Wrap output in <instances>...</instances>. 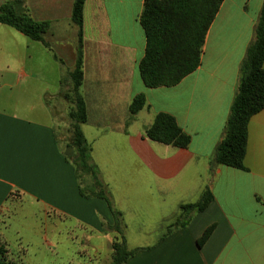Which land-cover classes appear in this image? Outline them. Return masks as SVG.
I'll use <instances>...</instances> for the list:
<instances>
[{
	"label": "crops",
	"instance_id": "crops-1",
	"mask_svg": "<svg viewBox=\"0 0 264 264\" xmlns=\"http://www.w3.org/2000/svg\"><path fill=\"white\" fill-rule=\"evenodd\" d=\"M263 1L223 0L200 67L174 87L151 89L139 72L145 0H86L81 91L88 121L82 131L112 207L122 215L127 245L138 250L125 264H264V109L249 122L246 171L212 167ZM10 2L50 29L46 47L0 24V244L11 259L6 232L15 195L46 218L84 230L97 258L101 243L112 250L114 216L106 200L80 194L88 182L76 175L59 121L71 109L66 95L78 43L75 0H0V6ZM138 95L146 106L132 115ZM161 113L190 136L187 148L147 137ZM207 189L214 196L209 206L166 235L181 207L197 203Z\"/></svg>",
	"mask_w": 264,
	"mask_h": 264
},
{
	"label": "trees",
	"instance_id": "trees-1",
	"mask_svg": "<svg viewBox=\"0 0 264 264\" xmlns=\"http://www.w3.org/2000/svg\"><path fill=\"white\" fill-rule=\"evenodd\" d=\"M223 0H145L140 23L145 32V56L139 65L144 84L151 89L174 87L194 73L201 65L203 47ZM86 0H75L72 21L78 28L76 62L70 72L72 87L66 95L71 104L72 137L68 145L78 179L87 183L80 187L83 197H97L107 201L114 216V238L111 264H125L138 250H130L125 235L122 215L112 207L109 192L100 179L98 167L91 156L82 126L88 121L86 103L82 95L84 79L83 24ZM0 24L10 26L29 39L49 47L45 35L47 22L34 21L17 2L0 6ZM146 106L144 95L136 96L130 113L137 114ZM264 109V1L255 27V40L247 49L241 66V78L225 127L223 140L216 149L213 166H225L246 171L244 160L250 120ZM147 137L159 143L187 148L191 138L169 114H158L146 131ZM87 181V182H86ZM89 192L90 196L86 195ZM214 200L207 189L195 204L181 207L178 221L169 227L166 235L185 228L194 214L203 212ZM215 225L210 226L198 240L202 247L210 238ZM0 264H16L8 257V250L0 244Z\"/></svg>",
	"mask_w": 264,
	"mask_h": 264
},
{
	"label": "rangeland",
	"instance_id": "rangeland-1",
	"mask_svg": "<svg viewBox=\"0 0 264 264\" xmlns=\"http://www.w3.org/2000/svg\"><path fill=\"white\" fill-rule=\"evenodd\" d=\"M59 121L63 125L61 133L71 142L69 115ZM59 135L60 145H64L66 153L70 154ZM30 206L27 200L21 202L15 195L8 203L11 226L6 238L13 254L10 260L16 264H111L112 250L106 243H101V253L96 258L85 243L87 234L84 230L72 227L70 222L56 220L51 214L46 218L43 212Z\"/></svg>",
	"mask_w": 264,
	"mask_h": 264
}]
</instances>
